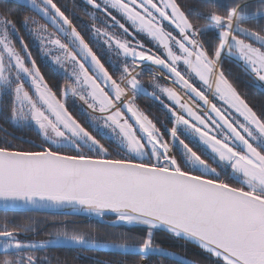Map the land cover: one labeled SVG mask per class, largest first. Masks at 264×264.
I'll list each match as a JSON object with an SVG mask.
<instances>
[{"label":"snow or ice","instance_id":"obj_1","mask_svg":"<svg viewBox=\"0 0 264 264\" xmlns=\"http://www.w3.org/2000/svg\"><path fill=\"white\" fill-rule=\"evenodd\" d=\"M27 4L36 15L0 9V117L34 126L42 141L29 149L0 141V203L71 208L139 231L99 238L65 223L37 241L21 238L31 225L6 222L0 253L13 259L4 264H50L37 253L58 245L122 250L145 264L174 256L158 236L207 254L182 264H264V99L241 93L224 67L242 61L264 93V0L195 14L185 0H85L103 15L101 26L90 17L87 35L60 0ZM31 41L71 83L61 87L42 69ZM146 61L184 93L152 73L150 95L166 122L137 102ZM71 98L100 115L82 119Z\"/></svg>","mask_w":264,"mask_h":264},{"label":"trees","instance_id":"obj_2","mask_svg":"<svg viewBox=\"0 0 264 264\" xmlns=\"http://www.w3.org/2000/svg\"><path fill=\"white\" fill-rule=\"evenodd\" d=\"M230 0H185V3L189 5L193 14L198 12L200 9L204 8L210 3H214L220 9L227 7ZM255 4V2H254ZM9 8V4L5 0H0V9ZM255 11V7L251 9ZM12 19H19V15L10 16ZM201 24L205 23L202 18H199ZM215 32L210 31L206 34V38H214ZM42 65V63H39ZM224 67L227 72L235 73L240 77L243 82L242 84H235L241 93L246 94L251 100L259 102L264 99V94L260 89L252 82L251 78L245 71L243 62L236 59L235 57L228 58L224 62ZM53 80L57 81L61 87H64L65 84L60 82L59 79L51 77ZM246 82L252 83L255 88L249 90L246 86ZM83 119V117H82ZM0 124L5 127L8 131L16 135L13 137L8 133H5L0 128V141L7 140L15 147H22L24 149H29L33 145L23 142L21 139L32 141L36 144L40 143L42 140L39 138V135L36 131L27 128H15L11 125L10 121H7L0 117ZM18 137V138H17ZM111 218H107L109 221ZM8 223L9 226L12 225H31L35 228V232H29L22 234L21 238L25 239L26 236L29 238H41L40 240L48 239V233L55 231L56 229L62 227L67 223L68 230L71 231L74 227L76 230L88 235L95 236L99 238H116L115 236H110L111 233L119 232H130L133 235L138 234V229H130L127 227H120L112 229L108 227V224L101 223L97 220H89L83 217H73V216H62V215H47V214H16V213H0V225ZM26 240V239H25ZM33 240V239H32ZM157 242L162 244L164 247L173 251L175 255L183 259H198L201 261L207 260V254L203 253L202 250L198 249L197 246L191 244L190 242H184L181 240L172 239L170 237H157ZM91 254L103 261H110L112 264H142L139 255H130V254H118L108 251H100L94 249H85L80 246H71V245H58L55 247H49L47 249L41 250L37 253L41 257H47L50 261V264H86L84 262V254ZM13 259L10 255H5L0 253V264H4L5 260ZM161 259L163 264H182V260L172 259L169 257H159L152 256L150 257L147 264H161ZM91 264H95L94 262ZM98 264V263H96Z\"/></svg>","mask_w":264,"mask_h":264},{"label":"flooded vegetation","instance_id":"obj_3","mask_svg":"<svg viewBox=\"0 0 264 264\" xmlns=\"http://www.w3.org/2000/svg\"><path fill=\"white\" fill-rule=\"evenodd\" d=\"M9 4V8L11 9L13 15H23V14H28V15H36L28 6L27 0H5ZM61 4L64 5V8L67 10V14H70L72 18L74 19V22L77 23V25L82 29L85 35H87L90 32V25L92 23V19L90 17L95 16L96 17V23L98 26H101V21L103 19V15L98 13L96 10L91 9L90 7H86L85 5V0H60ZM36 19L39 20L41 23H45L40 16H36ZM49 23V30L50 31H55L53 26ZM137 38L142 40L146 46L152 47V43L150 40L146 39L143 34H137ZM101 48H104L103 44H100ZM31 48L34 54V57L38 59V63H42L40 61V56L41 54L39 53L40 50L39 48H36L32 46ZM105 55L109 56L112 60L113 63L119 64L120 63V58L116 57L114 54L107 53L105 49ZM44 56V55H43ZM46 57V56H44ZM42 69L48 71L49 75L53 78H57L62 82L63 84H67L66 82L71 83L70 80L66 81L64 79V75L61 72H55V68L51 66L47 61L43 62L41 65ZM144 75L142 77L144 87L146 88L147 92L142 93L140 96L137 98V102L140 104L142 108H144L147 112H149L152 116L158 118L159 120L162 121H167L168 119V114L165 109L161 105H159L158 102L154 101L151 98V92L154 90L152 84L150 83L152 79V73L155 72L157 74V77L159 79V82L161 84H166L169 87H174L180 95H184V93L179 89L178 86L172 85L170 81L166 80L163 74L160 72V69H158L155 65H152L151 62H144L142 65ZM138 71L140 69H137ZM62 77V78H60ZM230 78L233 79V82L237 84H242L243 80L238 77L235 73L231 72ZM247 88L249 90L255 88V86L252 83L246 82ZM264 94V93H263ZM132 93L131 91L128 92V98H131ZM187 100V97H184ZM1 125V124H0ZM2 126V125H1ZM3 127V126H2ZM5 128V127H3ZM6 129V128H5ZM7 130V129H6ZM8 131V130H7ZM11 136L16 137L15 134L12 132L8 131ZM9 134V135H10ZM18 138V137H17ZM41 143V142H40ZM39 144V143H38ZM53 232V231H52ZM26 240H37L39 241L41 238H29L26 236ZM84 262L86 264H91V263H98V261H103L99 259L98 257H95L94 255L91 254H84Z\"/></svg>","mask_w":264,"mask_h":264},{"label":"water","instance_id":"obj_4","mask_svg":"<svg viewBox=\"0 0 264 264\" xmlns=\"http://www.w3.org/2000/svg\"><path fill=\"white\" fill-rule=\"evenodd\" d=\"M0 128L5 133L10 134L1 125H0ZM21 140L23 142L31 144V145L36 144V143H34L32 141H28V140H24V139H21ZM0 213L62 215V216L83 217V218H87L89 220H97V221H99L101 223H104V224H108V222H109V221L106 220L107 218H105L104 220H101L100 218H98L96 216H93V215H88V214L82 213V212H73V210L71 208H52V207H46V206H33V205H23V204H18V205H16L13 208L5 209L3 204L0 203ZM83 248L92 249L91 247H83ZM100 251L114 252V253H118V254L138 255V254L125 253L122 250L121 251H114V250H110V249H105V250H100ZM156 256H158V255H156ZM164 257H169V258H172V259L180 260V258L177 257L176 255H174V256H164Z\"/></svg>","mask_w":264,"mask_h":264},{"label":"rangeland","instance_id":"obj_5","mask_svg":"<svg viewBox=\"0 0 264 264\" xmlns=\"http://www.w3.org/2000/svg\"><path fill=\"white\" fill-rule=\"evenodd\" d=\"M253 2H255V0H253ZM215 35H216V34H215ZM29 39H30V38H29ZM31 44H32V46L38 48L36 42L31 41ZM39 53H40V52H39ZM40 54H41V56H40V61H41L42 63L45 62V61H47L51 66H53V67L56 69V66H55L54 64L51 63L50 58H48V57H44L42 53H40ZM55 72H58V71H55ZM60 78H62V77H60ZM66 83H69V82H66ZM69 103H70V105H72V106L74 107L75 111L81 116V118H82V117L84 118V116H85L86 114H88V113H90L92 116H98V115H100L99 113H91V110H88V109L86 108V106L82 105V103L78 100V98H71L70 101H69ZM10 123H11V125H13L15 128H17V127H18V128H27V129H32V130L36 131L35 128H34V126H21V125H16V124L12 123L11 121H10ZM36 132H37V131H36ZM37 133H38V132H37ZM38 135H39V133H38ZM39 138L42 140V137H40V135H39Z\"/></svg>","mask_w":264,"mask_h":264}]
</instances>
